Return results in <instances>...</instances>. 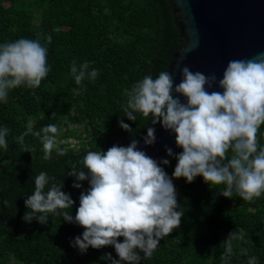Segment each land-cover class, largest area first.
Segmentation results:
<instances>
[{"label": "trees", "instance_id": "1", "mask_svg": "<svg viewBox=\"0 0 264 264\" xmlns=\"http://www.w3.org/2000/svg\"><path fill=\"white\" fill-rule=\"evenodd\" d=\"M51 36L49 44L46 37ZM21 38L38 39L48 50V75L37 88L21 85L0 101V128L7 126V148L0 147V264H110L103 259L112 246L81 253L73 246L84 231L63 220L75 217L79 197L89 182L68 175L71 166L90 150L107 151L125 146L152 127L151 120L136 113L135 122L124 112L133 84L145 76L166 71L177 50L178 33L167 0H0V45ZM87 61L98 70L96 79L76 85L70 67ZM79 88L77 95L73 89ZM123 120L132 132L123 130ZM57 127L56 143L45 159L40 137L43 127ZM77 129L79 131L77 132ZM25 132L23 142L17 140ZM133 133L135 135H133ZM78 142L75 149L67 139ZM264 147V125L257 135ZM64 141L65 145H61ZM177 160L164 167L173 176ZM46 172L52 182H63L62 191L73 207L48 214V222H25V200L35 189L34 180ZM51 178H54L51 179ZM178 205L184 211L180 226L160 240L151 256L141 252L139 264H225L223 241L235 232L233 254L227 264H248L256 257L264 264V194L242 200L221 193L224 184L209 185L202 177L192 183L173 179ZM47 187L45 191H47ZM123 242V238H119ZM246 254H241V250ZM139 251V250H138ZM123 264V262H122Z\"/></svg>", "mask_w": 264, "mask_h": 264}, {"label": "clouds", "instance_id": "2", "mask_svg": "<svg viewBox=\"0 0 264 264\" xmlns=\"http://www.w3.org/2000/svg\"><path fill=\"white\" fill-rule=\"evenodd\" d=\"M45 39L52 42L51 36ZM47 57L48 50L38 39L21 38L0 45V101L6 102L9 91L21 85L39 87L50 71ZM70 71L76 85L86 78L94 80L99 74L87 61L79 65L73 61ZM180 75L178 84L170 70L161 71L156 78L145 76L126 91L124 107L130 121L137 120L136 113L151 120L153 126L147 128L144 138L146 146L155 143L157 124L174 133L175 144L182 151L175 156L172 177L161 166L168 165L169 160L158 163L138 150L135 139L127 147L113 145L106 152L90 150L78 161L82 167L71 166L68 175L77 181L73 187L81 188L86 180L90 187L81 193L75 217L67 211L59 214L64 221L84 229L82 237L73 242L81 253L89 247L112 246L119 259L107 254L103 259L110 264H139L141 252L144 258L151 256L160 240L180 226L184 216L173 179L184 178L192 183L199 176L209 185L224 184V197L231 198L235 191L244 201L264 194V147H259L257 140L264 125V53L251 59L230 60L219 81L214 74L206 76L188 66L180 69ZM73 92L80 94L79 88ZM119 125L132 132L122 119ZM57 132V127L49 124L34 133L41 138L45 159L56 143ZM8 134L7 126L0 128V147L7 148ZM26 135L17 140L22 143ZM166 152L169 157L174 155L171 148ZM34 184V192L25 200L29 210L23 216L25 222L35 219L46 224L49 213L73 207L71 196L62 191L63 182H52L47 187L50 177L40 172ZM239 238L232 232L223 241L221 260L225 264L233 254L232 241ZM241 254L246 250L242 249ZM248 264H257L256 257H251Z\"/></svg>", "mask_w": 264, "mask_h": 264}, {"label": "water", "instance_id": "3", "mask_svg": "<svg viewBox=\"0 0 264 264\" xmlns=\"http://www.w3.org/2000/svg\"><path fill=\"white\" fill-rule=\"evenodd\" d=\"M167 1L178 33L177 50L167 66L175 84L180 82V69L184 66L206 76L214 74L219 81L230 60L251 59L264 53V0ZM180 99L186 103L185 98ZM154 127L153 145L144 144L147 132L134 138L138 150L158 163L167 159L170 164L182 149L176 146L174 133L160 124ZM167 148L172 149L173 156L167 155Z\"/></svg>", "mask_w": 264, "mask_h": 264}, {"label": "rangeland", "instance_id": "4", "mask_svg": "<svg viewBox=\"0 0 264 264\" xmlns=\"http://www.w3.org/2000/svg\"><path fill=\"white\" fill-rule=\"evenodd\" d=\"M76 130H77V132L79 131V129H77V128H76ZM61 145H65L64 141H61ZM66 145H68V147H71L72 149H75L78 146V142L74 141L73 138H71V139L69 138V139H67Z\"/></svg>", "mask_w": 264, "mask_h": 264}]
</instances>
